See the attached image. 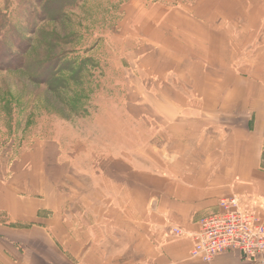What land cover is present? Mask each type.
<instances>
[{
	"label": "crops",
	"instance_id": "1",
	"mask_svg": "<svg viewBox=\"0 0 264 264\" xmlns=\"http://www.w3.org/2000/svg\"><path fill=\"white\" fill-rule=\"evenodd\" d=\"M159 6L125 25L174 162L153 172L114 155L76 182L55 149L21 151L0 165V264H261L193 258L190 233L231 195L264 219V0Z\"/></svg>",
	"mask_w": 264,
	"mask_h": 264
},
{
	"label": "rangeland",
	"instance_id": "2",
	"mask_svg": "<svg viewBox=\"0 0 264 264\" xmlns=\"http://www.w3.org/2000/svg\"><path fill=\"white\" fill-rule=\"evenodd\" d=\"M180 1L0 0V40L23 59L0 69V165L38 145L55 149L76 182L114 155L153 172L173 163L159 116L144 106L143 47L125 23L137 6Z\"/></svg>",
	"mask_w": 264,
	"mask_h": 264
},
{
	"label": "built area",
	"instance_id": "3",
	"mask_svg": "<svg viewBox=\"0 0 264 264\" xmlns=\"http://www.w3.org/2000/svg\"><path fill=\"white\" fill-rule=\"evenodd\" d=\"M246 197L231 195L218 201V211L200 220L197 231L190 233V255L204 262L227 251H238L244 258L264 264V219L258 203L248 207ZM183 235L181 229H173Z\"/></svg>",
	"mask_w": 264,
	"mask_h": 264
},
{
	"label": "trees",
	"instance_id": "4",
	"mask_svg": "<svg viewBox=\"0 0 264 264\" xmlns=\"http://www.w3.org/2000/svg\"><path fill=\"white\" fill-rule=\"evenodd\" d=\"M48 1L46 3V6L44 5L45 8L49 7ZM53 18H55V15H51ZM51 17V18H52ZM15 42V41H13ZM14 47L20 51L23 52L24 48H23V44L20 42L18 43H14ZM23 59L19 56H15L14 54H12V52L10 51V48L6 45H4V43L1 42L0 40V69H11V68H15V67H20V65L22 64Z\"/></svg>",
	"mask_w": 264,
	"mask_h": 264
}]
</instances>
